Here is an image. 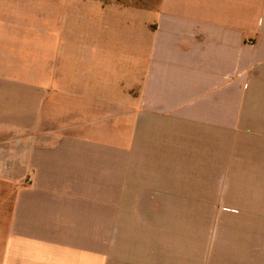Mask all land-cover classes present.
Returning a JSON list of instances; mask_svg holds the SVG:
<instances>
[{
	"label": "crops",
	"instance_id": "obj_1",
	"mask_svg": "<svg viewBox=\"0 0 264 264\" xmlns=\"http://www.w3.org/2000/svg\"><path fill=\"white\" fill-rule=\"evenodd\" d=\"M141 2L120 4L137 14L126 21L138 22L127 31L145 48L140 82L105 102L132 116L128 131L111 132L121 144L81 138L41 115L47 83L4 79L3 28L13 21L0 18V264H264V0ZM119 32L112 26L114 41ZM95 84H74L75 103L92 113ZM67 110L76 116L83 106ZM211 173L225 186L213 235L203 193L196 260L194 199L155 184ZM164 230L187 240H165ZM116 231L138 233L117 258Z\"/></svg>",
	"mask_w": 264,
	"mask_h": 264
},
{
	"label": "rangeland",
	"instance_id": "obj_2",
	"mask_svg": "<svg viewBox=\"0 0 264 264\" xmlns=\"http://www.w3.org/2000/svg\"><path fill=\"white\" fill-rule=\"evenodd\" d=\"M141 3V0H0V18L13 21V27L4 24L3 28L4 79L47 83L49 88H46L42 99L41 115L55 116L60 121L57 127L68 126L67 131L80 134L81 138L109 145L121 144V138L112 136L111 132L128 131L132 116L124 113L123 105H106L105 102L119 98V89L124 84H131L137 89L140 82L139 73L144 61L138 52L143 53L145 48L138 34L129 35L127 31L129 26L137 33L138 22L131 21L129 24L126 21L129 18L138 19L137 14L120 4L135 5L138 9ZM112 26L121 28V32L114 34L115 41L112 39ZM93 81L97 83L95 90L100 102L99 110L92 113L87 109L89 103H75L77 89L74 84L86 83L89 86ZM60 82L65 83L63 91L67 90V95L61 92ZM75 104L83 106V111L71 116L67 109L74 108ZM133 107L136 108V105ZM124 124L126 127H123ZM211 176L213 178V173ZM214 178L194 179V183L183 181L177 186L174 179H162V184H155L157 190L159 188L163 192H172L174 187L188 192L190 205L194 199L196 209L193 214L189 212L188 220L189 226L193 221L195 231H190L188 238L193 241L196 260L202 256L205 234L202 231L203 219L206 218L202 215L203 203L206 202L204 192L210 195L207 202L211 203V235L218 223V192L220 186H225V180ZM115 186L120 187L117 183ZM121 186H126V183L121 182ZM137 217V214L132 216L135 223L138 222ZM178 226H183V223ZM161 234L165 240L171 238L180 243L187 240L186 233L181 230L177 233L164 230ZM111 239L115 241L117 258L125 252L126 242L138 239V233L116 231L111 233ZM180 245L177 247L179 254L182 251Z\"/></svg>",
	"mask_w": 264,
	"mask_h": 264
}]
</instances>
